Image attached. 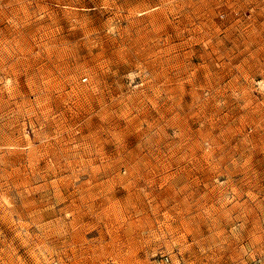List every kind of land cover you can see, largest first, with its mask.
Masks as SVG:
<instances>
[{
    "label": "rangeland",
    "instance_id": "rangeland-1",
    "mask_svg": "<svg viewBox=\"0 0 264 264\" xmlns=\"http://www.w3.org/2000/svg\"><path fill=\"white\" fill-rule=\"evenodd\" d=\"M0 264H264V0H0Z\"/></svg>",
    "mask_w": 264,
    "mask_h": 264
}]
</instances>
